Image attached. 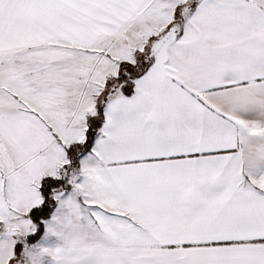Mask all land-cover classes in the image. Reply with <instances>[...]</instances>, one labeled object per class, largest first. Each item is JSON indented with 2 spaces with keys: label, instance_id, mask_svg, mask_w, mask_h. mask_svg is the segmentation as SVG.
<instances>
[{
  "label": "snow or ice",
  "instance_id": "6c2138e0",
  "mask_svg": "<svg viewBox=\"0 0 264 264\" xmlns=\"http://www.w3.org/2000/svg\"><path fill=\"white\" fill-rule=\"evenodd\" d=\"M0 264H264V0H0Z\"/></svg>",
  "mask_w": 264,
  "mask_h": 264
}]
</instances>
